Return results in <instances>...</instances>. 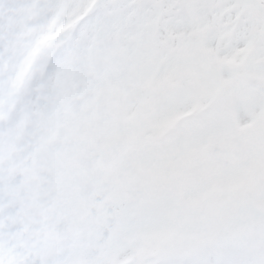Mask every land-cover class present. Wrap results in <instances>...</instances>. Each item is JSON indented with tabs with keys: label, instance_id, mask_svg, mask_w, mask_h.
<instances>
[{
	"label": "snow or ice",
	"instance_id": "obj_1",
	"mask_svg": "<svg viewBox=\"0 0 264 264\" xmlns=\"http://www.w3.org/2000/svg\"><path fill=\"white\" fill-rule=\"evenodd\" d=\"M0 264H264V0H0Z\"/></svg>",
	"mask_w": 264,
	"mask_h": 264
}]
</instances>
